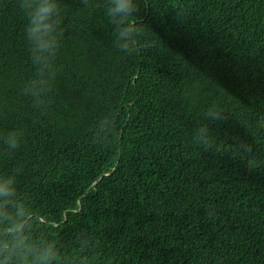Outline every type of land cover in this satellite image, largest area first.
<instances>
[{"label": "trees", "instance_id": "16d2710c", "mask_svg": "<svg viewBox=\"0 0 264 264\" xmlns=\"http://www.w3.org/2000/svg\"><path fill=\"white\" fill-rule=\"evenodd\" d=\"M59 3L57 74L37 109L22 95L36 74L27 19L20 0H0V135L24 132L0 173L22 169L35 235L89 264H264V0H137L132 55L113 44L108 0ZM213 103L227 120L205 117ZM202 125L211 148L194 142Z\"/></svg>", "mask_w": 264, "mask_h": 264}, {"label": "clouds", "instance_id": "9594fccd", "mask_svg": "<svg viewBox=\"0 0 264 264\" xmlns=\"http://www.w3.org/2000/svg\"><path fill=\"white\" fill-rule=\"evenodd\" d=\"M86 8L96 5L93 0H81ZM148 6V0H145ZM27 25L25 39L30 45V59L36 65L35 78L27 82L22 95L31 98L33 106L45 109L50 103L53 92L52 80L57 74L54 61L61 45L62 18L59 0H20ZM140 11L137 0H108L104 14L113 26V44L122 52L132 55L141 50L140 38L144 29L137 25L132 17ZM147 43L143 47H147ZM198 85H192L186 92L188 105L195 106L198 101ZM115 112H109L99 122L95 131L98 140H106L114 130ZM205 117L211 121L227 120L224 110L215 103L209 107ZM264 127V117L258 122ZM24 137L22 130L8 131L0 135V143L9 155L21 147ZM194 142L205 148L212 147L211 130L202 125L195 130ZM240 151L251 154L250 144L242 142ZM22 169L14 168L10 172L0 173V264H89L86 256L63 255L55 240L35 235L38 229V217L30 209L26 197L18 190V176ZM82 251L95 248L91 237H78Z\"/></svg>", "mask_w": 264, "mask_h": 264}]
</instances>
